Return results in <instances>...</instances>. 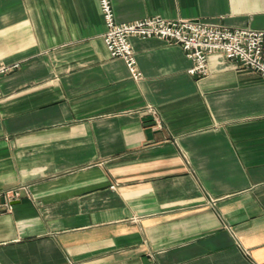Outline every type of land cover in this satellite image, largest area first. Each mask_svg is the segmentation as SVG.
<instances>
[{
  "label": "crops",
  "instance_id": "obj_1",
  "mask_svg": "<svg viewBox=\"0 0 264 264\" xmlns=\"http://www.w3.org/2000/svg\"><path fill=\"white\" fill-rule=\"evenodd\" d=\"M264 32V0H111ZM99 0H0V264H264V80L132 38L112 58ZM154 108L157 118L147 108ZM158 122V123H157Z\"/></svg>",
  "mask_w": 264,
  "mask_h": 264
},
{
  "label": "built area",
  "instance_id": "obj_2",
  "mask_svg": "<svg viewBox=\"0 0 264 264\" xmlns=\"http://www.w3.org/2000/svg\"><path fill=\"white\" fill-rule=\"evenodd\" d=\"M107 31L103 36L106 49L114 59L123 60L133 81L142 78L131 39H160L167 44L181 47L191 61L188 73L192 77L203 78L209 75L208 62L216 56L229 60L256 73L264 80V32L250 28H231L225 25L206 23L202 20H169L151 16L130 23L115 20L111 0H99ZM19 64H0V80L17 70ZM2 90L0 88V99ZM156 120L154 108H147ZM158 123V122H157ZM23 187L9 188L0 192V215L10 213L12 203L20 198Z\"/></svg>",
  "mask_w": 264,
  "mask_h": 264
}]
</instances>
